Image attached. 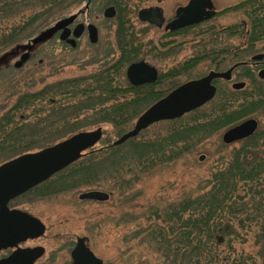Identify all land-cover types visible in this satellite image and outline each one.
<instances>
[{"label": "trees", "instance_id": "1", "mask_svg": "<svg viewBox=\"0 0 264 264\" xmlns=\"http://www.w3.org/2000/svg\"><path fill=\"white\" fill-rule=\"evenodd\" d=\"M70 1L0 0V52L49 27L50 19L61 17L74 5ZM76 1L80 0H72ZM31 5L39 10L19 23H9ZM226 12L242 15L243 23L218 28L206 22L192 27V34L199 36L193 57L170 68L161 76L169 85L156 89L155 85L133 87L125 80L126 66L143 52L153 59L163 56L157 55L160 49L153 42L144 44L129 35L127 12L119 8L118 58L90 74L18 95L0 116V164L80 132L100 129L101 146L55 174L61 180L47 194L86 188L116 196L121 215L112 222L126 227L143 219L145 225L130 235L162 264H264V80L239 66L234 74L241 71L238 78L248 82L247 88L233 91L216 81L215 96L205 105L211 106L208 111L199 108L153 124L120 146L106 141L102 130L110 126L109 135L118 139L145 110L181 84L177 79L200 78L202 75L194 74L199 65L223 71L248 62L261 51L257 47L264 44V0H246ZM185 30L187 33L189 28ZM232 40H239V45ZM17 114L27 116L17 121ZM249 117L259 120L256 132L240 141L239 148L217 153L216 165L203 184L172 202L157 201L134 218L131 200L139 194L138 184L176 164L202 141ZM234 241L240 245L252 242L251 252L237 250Z\"/></svg>", "mask_w": 264, "mask_h": 264}, {"label": "rangeland", "instance_id": "2", "mask_svg": "<svg viewBox=\"0 0 264 264\" xmlns=\"http://www.w3.org/2000/svg\"><path fill=\"white\" fill-rule=\"evenodd\" d=\"M181 1L186 2V0ZM214 1L217 10H224L228 6H232L241 0ZM176 2L179 1L166 0L164 10L167 14L172 12ZM24 8L21 15L13 18L9 23H19L33 12L39 10V7L34 5ZM99 8L100 6L96 4L95 9L99 10ZM77 10V7L72 9L69 6L67 11H65L66 13L64 12L65 14L61 17L75 13ZM243 20V16L240 14L226 13L221 18L213 20L212 22L218 28H222L232 26L236 23H243ZM50 21L51 19L49 20V24L55 20ZM160 35V31L149 29L143 39L144 41L151 39L158 41ZM51 40L36 47L32 46L28 50L30 54H33L39 46L47 45L40 55L32 57L31 61L27 60L19 68H15L14 64L26 52V49H20L16 52L9 51L5 57L1 56L0 116L9 110L16 101V97L25 91L38 90L48 83L90 74L101 68L102 65L108 64V61L110 63V60L114 62L117 59L115 57L117 56V43L114 39L112 23L102 24L100 46L97 49L60 52L56 48H50L52 44ZM182 40V38L177 39L175 44ZM184 40L183 43L178 44L181 45L177 47V49L179 48L178 53L170 58L169 62L158 64L161 71H165L167 67L171 68L177 65L184 59H188L197 50L194 46L195 43H192L189 38H185ZM21 43L27 45L28 41L27 43L26 41ZM232 44L239 45V40H232ZM262 46L264 44H260L257 48L264 51V47ZM104 54V62H100L99 60H102L100 58ZM39 59L42 60L41 65H38ZM209 71L206 65H199L194 74L203 76ZM240 73L241 71H238L236 75L234 74L233 80L236 79L239 82L238 77ZM242 80L246 81L245 79H241L240 81ZM181 81L183 80H176L178 83ZM229 85H227L228 88L230 87ZM210 107V105L202 107L201 112L208 111ZM25 116L27 115L17 114L16 119L19 121L20 119H24ZM28 118L31 119L32 117ZM137 120L138 118L134 121L133 126ZM102 130L105 133L104 138L106 141L115 142L117 140L114 136L109 135L111 133L110 126H104ZM224 131L202 141L189 155L184 156L176 164L154 174L144 183L138 184L136 190L139 191V194L135 200L133 199L134 201L131 200L134 218L138 215L140 216L142 212L144 213L151 204H157V201L163 203L172 202L181 197L183 193L191 191L196 186L203 184L208 177V171L216 165L217 153L229 152L240 146V143H234L224 148L221 141V136ZM102 143H98L95 148H99ZM200 157H203V160L199 161ZM60 180L61 176H57L40 186L38 190L40 192L44 190L48 191L54 188L52 186L59 183ZM88 190L94 189L83 188L70 190L55 195L52 198L43 199L38 203L35 202L29 206H24V208L29 209L35 214L38 213L43 223L47 225L48 239L46 244L49 249L55 250L52 251L56 257L55 264L68 263L69 259L66 250L75 242V238L77 237H86L88 239L89 248L97 258L103 261V264H162L157 255L148 251L145 245H138V240L132 238V235H130L132 231L136 230V227L138 229V227L145 225L144 220L137 218L134 224L126 227L123 225H115L112 219L121 215L116 196H111L110 200L106 203L80 201L78 199L79 194ZM124 239H127L128 242L125 243ZM251 243L248 242L246 245H240L238 242H233L237 250L243 249L246 252H251Z\"/></svg>", "mask_w": 264, "mask_h": 264}, {"label": "water", "instance_id": "3", "mask_svg": "<svg viewBox=\"0 0 264 264\" xmlns=\"http://www.w3.org/2000/svg\"><path fill=\"white\" fill-rule=\"evenodd\" d=\"M211 0H191L185 7L179 8L176 12V19L170 23L166 29L173 32L178 29L199 24L214 17ZM104 16L112 18L114 12L112 8L106 9ZM75 16L63 19L54 25L39 32L26 44H19L9 51L16 52L26 49L14 67L19 68L29 58V51L32 46L36 47L50 40L54 34L63 30L61 39L65 40L68 24L74 20ZM144 20V19H143ZM160 25V23H157ZM90 38L95 37L96 30L93 26L88 27ZM75 36H78L76 34ZM93 41V40H92ZM7 52L0 55L5 57ZM264 55H256L252 61L261 60ZM1 62V61H0ZM241 64H236L224 72L211 71L204 77L192 80L175 88L165 97L150 106L136 121L133 128L117 139L113 145L120 146L127 140L135 138L148 126L161 122L175 120L183 115L202 107L213 99L216 88L212 84L214 80L231 79V72ZM260 78H264V71L259 73ZM126 78L133 86H140L146 83H153L156 80V71L153 67L138 63L132 64L126 71ZM243 82L233 83V90L243 89ZM255 119H247L240 124L226 130L221 140L225 145L241 141L253 135L257 129ZM102 136L101 130L90 132H80L59 143L45 149L23 154L0 165V248L14 245L17 241L28 237L34 238L43 233V225L34 218L28 217L18 212H9L6 203L29 188L44 182L60 170L75 163L82 157V153L93 148ZM199 160H203L200 157ZM109 194L103 191H87L79 194L80 201L107 202ZM41 254V250H21L8 259L0 261V264H32ZM72 262L70 264H103L86 246V238H77L75 248L72 251Z\"/></svg>", "mask_w": 264, "mask_h": 264}, {"label": "flooded vegetation", "instance_id": "4", "mask_svg": "<svg viewBox=\"0 0 264 264\" xmlns=\"http://www.w3.org/2000/svg\"><path fill=\"white\" fill-rule=\"evenodd\" d=\"M178 1L179 2H176L174 4L172 12L167 14L164 10V7L166 5V0H80V1H76V2H72V0H71L70 3H74V5H71L70 7L72 9L74 7H77L78 8L77 12L63 16V17H57L55 19V21L52 23L54 25L55 23H57L63 19L69 18L71 16H75L74 20L70 24H68L67 27L65 28V30H68L69 34L66 37V39L63 40V39H61V34L64 31V29L58 31L56 34L53 35V38L51 40L52 44L50 45L51 46L50 48L51 49L56 48L60 52H75V51H79V50L88 51L91 49H97L100 46L101 26L104 23H110V24L112 23L113 35H114V39L116 40V37H115V33H116V29H117L116 17L118 15V10H119V8L125 9L127 12V21H128L127 24H128L129 29H130L129 35L134 36L138 40L140 39V42H142L144 44H146L148 42H153L154 45L160 49L159 52L157 53V55L163 56V57H158V58L153 59V57L150 54L143 52L136 60H134L133 62H131L130 64H128L126 66L125 71H124L125 80L127 81L126 71L130 65L138 64V63H145V64H147V65H149L155 69L156 80L153 83H146V84H142L140 86H133L130 83L129 84L133 87L155 85L156 89H163L165 87V85H169V84H168V80H166L165 78H163L161 76L167 75L168 70L170 68L167 67V69L165 71H161L158 64L169 62V59L174 57L178 53L177 50L179 48L176 50V47L179 46L178 44L183 43V40L185 38H189V40L192 43L193 42L195 43L196 41H198V37H199L197 35L192 34V31H193L192 27H194L196 25L188 26L189 31L187 33L185 30V29H187V27L178 29V30L173 31V32L166 29V27L176 19L177 10L179 8L185 7L191 0H186L185 3L183 1L180 2V0H178ZM243 1H246V0H241L232 6H228V8H226L224 10L223 9L217 10L215 1L211 0L212 6H213L212 10L215 12V15L212 19L205 21L203 23L212 22L213 20L221 18L226 13H229V12L224 13V11L238 5L239 3L243 2ZM96 4H98L100 6L99 10L95 9ZM108 8L113 9L114 16L112 18H106L104 16V13H105L106 9H108ZM157 23H160V25H157ZM89 26H93L96 30L95 37L92 38L93 41L91 40L89 32L87 30ZM149 29H156L157 31L161 32V35H160V38L158 39V41H153L152 39L144 41L143 38H145V36L147 35V31ZM76 34H78V36H75ZM180 38H182L183 40L181 42L175 44L177 42V39H180ZM222 39H226V38H222ZM46 46L47 45L39 46L38 48L35 49L33 54L29 53L28 61H31L32 57H34V56L37 57L38 55H40V53L43 52V50L45 49ZM116 47H117V49H116L117 50V56H115V57L118 58L120 51H119L117 44H116ZM171 48H172V51H171ZM8 49L9 48L2 50L0 52V55L3 54ZM171 53H172V55H170ZM256 55H264V51H258L255 54H253L249 58L248 62H243V65L241 67L249 68L251 73L256 75L255 77L258 80L263 81L264 78H260L259 73L264 71V57L261 60L252 61L251 58H253ZM191 57H193V53L191 54V56L188 59H190ZM100 59H102V60H99L100 62H104L105 54ZM185 60H187V59H184L180 63H183ZM110 61L112 62V60H110ZM180 63H178V64H180ZM41 64H42V60L39 59L38 65H41ZM174 66H176V65H174ZM228 69L229 68H227L225 70H228ZM234 70H232V72H231L230 81L232 80L233 82H237L236 79L233 80L234 79V77H233L234 76ZM161 78H163V79H161ZM180 79H182L183 81H181L179 83L186 81L185 78H180ZM240 80L241 79H239V82H243L245 84V86L243 89L238 90V91H242V90L246 89L247 85H248V82L246 83V81H243V80L240 81ZM214 84H216V83H214ZM226 84L228 85V83H226ZM165 88H167V87H165ZM249 118H253V117H249ZM254 119H256V118H254ZM40 186L41 185H35V186L31 187L29 190H27L25 193L13 198V199H10L6 203V208L9 212H18V213L24 214L28 217L37 219L44 227L43 233L40 236H37L34 238L28 237L24 240L17 241L14 245H10L7 247L0 248V261L8 259L9 257H11L12 255H14L15 253H17L21 250H27V249L37 250L38 249V250H41V254L32 264H55V261H56L55 253L52 252L55 250L49 249V247L46 244V241L48 239V237H47V232H48L47 225L45 223H43V221L41 220L40 215H38V213L35 214L34 212L30 211L29 209L24 208V206H29L31 204H34L35 202L38 203V202L42 201L43 199L52 198L55 196L53 194H47L49 191H51V189L48 191L44 190L46 192H44V191L40 192L38 190V188ZM43 193H45V194H43ZM77 238H80V237H77ZM77 238H75V242L72 243L70 245V247L66 250L67 256L69 259L67 264H70L72 262L71 254H72L73 249L75 248ZM86 246L89 248L87 238H86Z\"/></svg>", "mask_w": 264, "mask_h": 264}]
</instances>
